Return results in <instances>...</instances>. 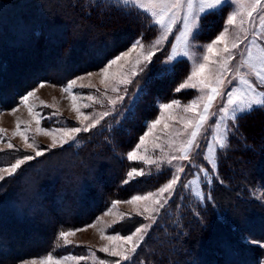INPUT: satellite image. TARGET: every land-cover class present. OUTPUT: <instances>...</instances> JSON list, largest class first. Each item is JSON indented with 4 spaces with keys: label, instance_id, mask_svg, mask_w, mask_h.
<instances>
[{
    "label": "trees",
    "instance_id": "16d2710c",
    "mask_svg": "<svg viewBox=\"0 0 264 264\" xmlns=\"http://www.w3.org/2000/svg\"><path fill=\"white\" fill-rule=\"evenodd\" d=\"M93 0H0V110L15 106L41 81L64 84L72 77L104 66L143 34L156 33L114 8L91 6ZM223 17L204 22L200 42L211 40ZM167 47V46H166ZM165 52L132 80L144 88L134 118H105L79 143L48 148L26 162L15 175L0 181V264L53 251L59 231L92 222L115 200L160 187L169 171L136 177L124 184L127 172L140 167L127 153L159 111L158 102H186L191 90L175 89L189 74V64L161 79L155 74ZM239 131L218 155V178L203 206L180 205L179 195L160 213L131 264H261L264 246V110L238 120ZM47 148V147H45ZM30 154L0 152V165ZM138 222H118L114 230L128 233ZM76 252L56 247L54 254ZM129 264V262H125Z\"/></svg>",
    "mask_w": 264,
    "mask_h": 264
},
{
    "label": "snow or ice",
    "instance_id": "6c2138e0",
    "mask_svg": "<svg viewBox=\"0 0 264 264\" xmlns=\"http://www.w3.org/2000/svg\"><path fill=\"white\" fill-rule=\"evenodd\" d=\"M106 8H114L126 17H131L156 33L148 44L144 43L143 34L135 40L132 46L107 61L96 73H88V77L99 76V83L103 86V95L108 105L107 110L86 113L83 109L100 104L98 96H87L74 92V88H96L95 84H77L85 77L70 80L61 88L70 100L71 110L76 114L80 126L44 128L41 121L44 119L36 107H53L45 104L34 106L31 98L36 97V89L28 91L20 98V105L27 109L31 121L17 119L12 130L11 138L7 137L8 130L0 128V143L6 144V149H16L11 140L19 137L24 149H30L34 155H23L14 162L0 167V181L16 174L26 162L43 156L48 148H41L35 143L34 135L42 134L51 138L50 148L63 147L74 141L79 133L89 132L97 127L102 120L112 114L116 105L124 101L127 93L121 94V86L132 82L135 77L153 62L158 52H165V59L155 69V74L166 79L175 74L178 65L190 64V72L175 89L195 90L196 95L186 104L179 99H172L168 103H161V116L153 120L147 131L139 137L138 143L132 151L127 153L129 161L138 162L144 167H133L127 172L124 184L130 180L146 175V168L155 167L158 171L161 166L176 163L170 179L163 183L156 191L132 196L125 203L133 205V212L141 215L145 220L153 223L156 216L164 209L176 185L180 182L181 173L185 172L182 162H191L193 152L200 148V139L205 133H210L211 140L223 149L228 147L229 134L239 131L238 120L252 114L256 110H264V0H101ZM91 6H99L93 0ZM210 16L223 17V23L218 34L208 43H200L204 34V22ZM167 46V47H166ZM134 54V55H133ZM116 71H110L113 67ZM45 82L38 87L44 88ZM55 87V85H53ZM141 88L133 96L127 106L124 119L134 118L136 108L141 100ZM115 96H108V92ZM19 110L12 109L15 114ZM167 113V117L163 114ZM58 115V111L53 113ZM215 118V119H213ZM212 121V123H209ZM32 122L35 128L31 127ZM23 125V126H22ZM159 126V132L157 128ZM150 145V147H149ZM5 149H0V152ZM206 155L213 168L216 166V149L212 143L205 145ZM205 173L204 168L199 169ZM200 177L189 180L184 187L196 185L195 195L203 198L198 186ZM210 198V197H209ZM121 201H113V207ZM109 213H105L108 215ZM123 218L126 214L120 213ZM88 227H95V224ZM111 227V225H109ZM150 224H142L127 235H105L101 232V239L108 241L99 251L117 258L113 261L98 259L95 252L90 256L54 255L56 247L68 246L73 242L69 237L86 229H71L59 231L57 240L63 245L54 242L52 252L43 257L22 261L21 264H81L91 259L98 260V264H125L131 261L145 241ZM142 264V262H141Z\"/></svg>",
    "mask_w": 264,
    "mask_h": 264
},
{
    "label": "rangeland",
    "instance_id": "374dc122",
    "mask_svg": "<svg viewBox=\"0 0 264 264\" xmlns=\"http://www.w3.org/2000/svg\"><path fill=\"white\" fill-rule=\"evenodd\" d=\"M210 41L211 40H208L205 42H200V43H208ZM134 42H132V44ZM132 44L128 48H126L125 50H123L121 52L128 50L132 46ZM145 44H148V43H145ZM120 53H118L117 55H119ZM114 57H112V58H114ZM164 59H165V56H164ZM99 69L100 68H98L96 70H91V71H88L85 73L78 74V75H76L70 79V80H73V79H76L77 77H85V79L83 81L78 80L77 84L78 85L81 83L88 84L89 82H91L92 84L96 85V88L100 89V92H97L95 88H88V87L80 88L79 86L74 88V90H73L74 92L81 93L85 96H87L88 94L98 96L99 99L101 100L100 104H94L91 108L83 109V111H85L86 113L101 112V111L107 110L110 107L108 105L107 101L105 100L104 95H103L104 89H103V86L99 83L100 77L99 76H92L89 78L87 75L88 73H96V72H98ZM110 71H116V67L114 66ZM189 72H190V64H189ZM135 77H130V78H131V80H133ZM70 80H68L66 83L60 84V85L53 84V83L48 82V81H41V82L46 83V86L44 88L41 89L38 87V85L41 83V82H39L32 89L29 90V91H31L33 89L37 90L36 97L30 99V103H32L34 106L40 105L41 101H43L45 104L53 106V107H36V110L39 111L40 115L44 117V119L41 121L42 127H44V128H59V127L80 126L79 123L77 122L76 114L71 110L70 100L68 98H66L67 94L61 92V88L64 85H66ZM131 84H132V82L126 86H121V94H124V88L125 87L127 90V93L125 95V99L122 103L116 105V109L112 112L111 115L106 117V118H108V120L110 117H113L115 115H117L119 118H122V117H124V115L127 114L126 109H127V106L129 104L131 98L133 96H135L138 93V91L141 89L140 86H138L133 90V94L132 93L130 94L129 91H131V89L129 87L131 86ZM53 85H55V87H53ZM191 91L193 92V96L191 97V99H193L194 96L196 95V91L195 90H191ZM108 96L112 97V96H115V94L111 93L109 91ZM191 99H189L186 102H182V101L181 102H182V104H186ZM168 102H170V101H168ZM168 102H158V107L161 103H168ZM18 105H19V110L15 114H13L11 110L14 108H17ZM57 111L59 114L54 115L53 113H55ZM161 114L162 113H161V110L159 108L158 114L153 120L159 118L161 116ZM163 115L165 117H167V113H164ZM17 119H20L23 121H31V119H32L28 115L27 109L25 107H23L22 105H20V99H19V102L15 106H13L12 108L0 110V128H5L8 130V132L6 134L8 138H11V133L15 127V123H16ZM213 119H215V118H213ZM153 120L149 121L147 123V126ZM102 122H103V120L100 122V124ZM209 123H212V121H210ZM147 126H146L144 133L147 131ZM31 127L33 129L35 128L34 122H32ZM159 130L160 129L158 126V128L156 130L157 133L159 132ZM79 134L77 135L76 139L74 141H71V142H73V143L78 142L79 143L80 142L79 138H78ZM232 134L233 133L229 134V138ZM205 136H207L208 139L201 137L200 148L196 149L193 152L191 162H189V161L182 162L183 166L185 167V172L181 173L180 182L176 185L175 191L171 194V196L168 200V203L164 209H167V207L169 206V203L178 195H179V199H180V205H182V203H183L188 208L190 207V204L203 206L205 204V201H208L210 199L209 197H210L211 187L213 186L215 180L218 178V171H217L218 155L225 148H223V149L219 148V146L215 143V141L211 140L210 133H205ZM33 139H34L35 143L38 144L41 148H45V147L50 148L49 147L51 144V138L50 137L39 134V135H34ZM11 142L14 145H16V147L18 149L28 151L30 153L28 155H34V153L30 149H24L23 142L19 137L12 138ZM208 143H212L213 147L216 149V166H215V168H213L212 164L208 160L204 159V156L206 155L205 145ZM134 147L130 151H132L134 149ZM149 147H150V145H149ZM0 149L9 150V149H6V144H3V143H0ZM12 162H14V160ZM12 162L2 164V165H0V167H4L8 164H11ZM136 163L140 167H144V165H142L141 163H138V162H136ZM176 163H180V162H174L173 165H171V166L164 164L161 166L160 171H158L155 167L146 168L145 169L146 175H151V174H155V173H159L161 171L167 170V171H169L170 176H171V173L175 170ZM140 167H138V168H140ZM200 168H204L207 171V174H208L207 180H205V173L199 171ZM146 175H144V176H146ZM196 176L200 177V183H199L198 188L202 192L203 198H198L195 195L194 190L197 189L196 185H192L188 188L184 187V185L189 180L195 178ZM157 189H155L153 191H156ZM153 191H150V192H153ZM146 193H148V192H146ZM146 193H143V194H146ZM134 195H137V194H134ZM134 195H132V196H134ZM131 197H129L127 199H122V200H115V201H121V203H119L115 207H113L112 206L113 202H112L109 205V207H107L105 210H103L101 213H99L98 216L92 222L85 224L83 226L77 227V228H72V229H86L85 231L77 232L75 236L69 237V239L73 243L71 245H68V246L72 250L76 249L75 253L74 252H67V253L54 254V255H56L58 257L68 255V254H72L75 256H90L89 250H91V251L95 252L96 257L98 259H103L105 261H113V260L117 259V258H114V257L107 255L106 253L99 251V249L101 247H103L105 244L108 243V241L101 239L102 230H103L105 235L119 234L121 236H127V235L131 234L135 230L136 227H139L142 224H150L152 227L156 223V221L158 220L160 213L163 212V210H164V209H161L160 213L156 216V220L154 223L150 220H145L143 218V216L136 215L133 212V207H134L133 205L125 203V201L129 200ZM255 197H256V199L262 201L264 204V192L262 190H259L257 192V194L255 195ZM105 213H109V214L105 215ZM120 213H125L126 215L122 218ZM125 220L129 224H134V221L138 222V223L137 224L135 223L136 225L128 233L123 234V233H120L119 231H115L114 230L115 225L118 222L125 221ZM93 224H95V227H88L89 225H93ZM109 225H111V227H109ZM151 227L148 229V232L151 229ZM68 230H71V229H68ZM148 232H147V234H148ZM256 243H258L261 246H264V240L263 241H257ZM61 245H63L62 241H61ZM44 255H46V254H44ZM44 255L28 257V258L22 259L20 261H17L14 264H21L22 261L30 260L33 258L43 257ZM70 264H71V262H70ZM81 264H98V260L96 262H93L91 259H89L88 261L81 262ZM261 264H264V257L262 259Z\"/></svg>",
    "mask_w": 264,
    "mask_h": 264
}]
</instances>
